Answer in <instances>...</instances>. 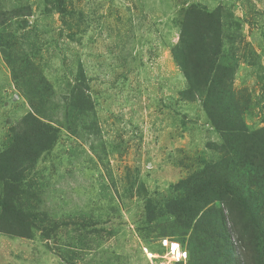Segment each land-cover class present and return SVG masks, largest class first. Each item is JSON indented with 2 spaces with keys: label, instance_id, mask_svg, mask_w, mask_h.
Here are the masks:
<instances>
[{
  "label": "rangeland",
  "instance_id": "obj_1",
  "mask_svg": "<svg viewBox=\"0 0 264 264\" xmlns=\"http://www.w3.org/2000/svg\"><path fill=\"white\" fill-rule=\"evenodd\" d=\"M235 259L264 264V0H0V264Z\"/></svg>",
  "mask_w": 264,
  "mask_h": 264
},
{
  "label": "trees",
  "instance_id": "obj_2",
  "mask_svg": "<svg viewBox=\"0 0 264 264\" xmlns=\"http://www.w3.org/2000/svg\"><path fill=\"white\" fill-rule=\"evenodd\" d=\"M192 64H193V68H194L196 64L193 63V62H192ZM229 71H231V70H229ZM224 75L227 76L226 79H225L227 81V80H229V79L232 78V71L230 73L224 74ZM226 81L225 82H223V81L217 82V86L214 83L213 84V88L211 89V91L214 92L212 95H206V93H204L205 94L204 96H207V98H208V101L207 100L204 101V102H206V103H204L205 104V108H206V110H208L209 116H210V118H211V120H212V122H213V124H214V126H215L216 129H220V128L222 129L223 128L222 126H224L225 124H227V121L230 118H232V116L234 115V114L230 115L228 112H226V113L225 112H215V111H212V109H210V107H208V106H211L213 104V101L216 98L218 100V102H219V103H217V105L219 104L225 110L226 105H228V102L229 101L228 100H225L221 96L220 91L217 90V87L220 86L218 89L221 90V88H223V86H225ZM206 105H207V107H206ZM214 113H218V114L215 115ZM234 116L236 117V115H234ZM245 157H246L247 160H250L251 159V156H249V153H246L245 154ZM252 159H253V157H252ZM220 218H221V224H220L221 235L219 236V238L221 240H223V242H224V244L226 246H228V245L230 246L229 233L226 232L225 225H224L225 224V218H224V216L222 214L220 215ZM172 242H175V241H172ZM176 243H178V242H176ZM180 247H181L182 250H184L181 244H180ZM223 248L226 250V252L228 251V249L225 248L224 246L223 247L222 246L219 247V249H221V250H223ZM186 258H187V255H186ZM235 262H236V264L237 263L238 264L241 263V261H237L236 259H235Z\"/></svg>",
  "mask_w": 264,
  "mask_h": 264
},
{
  "label": "bare ground",
  "instance_id": "obj_3",
  "mask_svg": "<svg viewBox=\"0 0 264 264\" xmlns=\"http://www.w3.org/2000/svg\"><path fill=\"white\" fill-rule=\"evenodd\" d=\"M165 243H166V244H164L165 246L170 247L168 241H166ZM167 251H168V254H169L171 257H173V258L176 259V260L174 261L175 263H177V262L180 261V259H181V257H182V256H181V250H180V246L177 245L176 242H172V246H171V248H168ZM185 260H186V255H185Z\"/></svg>",
  "mask_w": 264,
  "mask_h": 264
},
{
  "label": "built area",
  "instance_id": "obj_4",
  "mask_svg": "<svg viewBox=\"0 0 264 264\" xmlns=\"http://www.w3.org/2000/svg\"><path fill=\"white\" fill-rule=\"evenodd\" d=\"M167 241V240H166ZM166 241H163L162 242V245L165 247V249H168V248H171V246H172V242H169V245H170V247H167V246H165L164 244H166L165 242ZM177 245H179V244H177ZM180 246V245H179ZM180 250H181V259H180V261H184L185 260V255H186V253L181 249V247H180Z\"/></svg>",
  "mask_w": 264,
  "mask_h": 264
}]
</instances>
